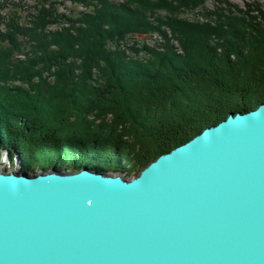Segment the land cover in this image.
<instances>
[{
  "label": "trees",
  "instance_id": "trees-1",
  "mask_svg": "<svg viewBox=\"0 0 264 264\" xmlns=\"http://www.w3.org/2000/svg\"><path fill=\"white\" fill-rule=\"evenodd\" d=\"M206 1L0 0V155L129 177L255 107L264 10Z\"/></svg>",
  "mask_w": 264,
  "mask_h": 264
},
{
  "label": "water",
  "instance_id": "water-1",
  "mask_svg": "<svg viewBox=\"0 0 264 264\" xmlns=\"http://www.w3.org/2000/svg\"><path fill=\"white\" fill-rule=\"evenodd\" d=\"M110 171L0 169V264H264V100Z\"/></svg>",
  "mask_w": 264,
  "mask_h": 264
},
{
  "label": "rangeland",
  "instance_id": "rangeland-1",
  "mask_svg": "<svg viewBox=\"0 0 264 264\" xmlns=\"http://www.w3.org/2000/svg\"><path fill=\"white\" fill-rule=\"evenodd\" d=\"M220 1L217 2V0H207L205 2L206 8H212L215 6V8L217 7V9L221 10L223 13L222 9H226V8L229 9L230 6L233 8V10L235 9V7L241 8V9H246L247 3L248 4L250 3L251 5L253 3L254 4L258 3L261 5V7L264 10V0H226V1L222 0V1H224L223 4H220ZM229 3H230V5H229ZM66 5L67 6L70 5L69 1H66ZM184 15L187 17L191 16V14L188 12L184 13ZM129 45H130V43H129ZM127 50H128V48H127ZM128 51H130V50H128ZM8 154H9L8 152H6L5 150H2V153L0 155V169L6 168V170H17L18 171V169H19L18 166H21V165L18 164L17 160H15V157H14V160L12 161L9 158ZM35 172H39V171H35ZM110 172H114V171H110ZM120 173L123 174V172H120ZM131 177H132V175L129 176L128 178H131Z\"/></svg>",
  "mask_w": 264,
  "mask_h": 264
},
{
  "label": "bare ground",
  "instance_id": "bare-ground-1",
  "mask_svg": "<svg viewBox=\"0 0 264 264\" xmlns=\"http://www.w3.org/2000/svg\"><path fill=\"white\" fill-rule=\"evenodd\" d=\"M6 155H7V154H6ZM8 156H9V155H8ZM21 165H22V164H21ZM18 167H19V169L21 168V166H18ZM5 169H6V168H5ZM19 169H18V170H19ZM27 171H28V170H27Z\"/></svg>",
  "mask_w": 264,
  "mask_h": 264
}]
</instances>
